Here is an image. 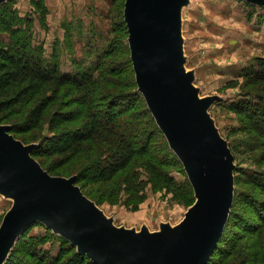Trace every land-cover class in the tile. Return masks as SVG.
<instances>
[{"label":"rangeland","instance_id":"rangeland-1","mask_svg":"<svg viewBox=\"0 0 264 264\" xmlns=\"http://www.w3.org/2000/svg\"><path fill=\"white\" fill-rule=\"evenodd\" d=\"M8 1L0 0V6ZM126 2L45 0L48 9L45 22L31 0H15L13 8L22 18L33 21L28 28L33 47L40 48L50 61L58 58L62 71L76 73L91 67L107 51L112 50L107 61L114 62L125 50L124 44L130 48ZM168 12L165 22L173 27L175 62L183 76V88L195 100L205 103L202 116L227 143L233 156L234 199L224 229L225 239L221 243L224 252L216 255L212 264H264L260 262L264 255H254L256 251L264 253V248H256V237L250 235L262 220L261 213H264V138L253 134L247 118L234 110V104L240 101L264 98L262 88L247 86L243 78L244 73H264V0H175ZM1 36L8 38L4 33ZM118 63L123 73L117 78L127 83L130 78L131 84L133 75L128 70L127 58L123 56ZM234 83L237 86L231 87ZM73 90L70 88L67 93ZM128 92L112 101L108 107L107 103L103 105L99 114L102 118L121 115L138 107L133 119L138 124L136 128L151 129L143 112L144 106L135 99L137 90L131 88ZM73 98L72 95L65 97L62 94L58 108L72 103ZM72 108L80 107L75 105ZM0 124L7 126L10 134L26 146L36 148L45 145V139L40 143L31 141L38 135L35 132L22 134L19 116ZM82 126L83 121L69 124L64 129L74 131ZM25 140H30V143L27 144ZM153 140V144L158 141L155 137ZM32 157L50 176L74 179L82 193L116 229L139 237L168 235L183 227L198 202L196 193L193 195L186 184L189 176L184 166V171L180 167L174 168L172 175L175 184L170 188L157 191L147 185L142 192L128 194L121 183L94 184L98 174L92 167H82L86 160H74L60 167L63 157ZM256 178L263 181L256 182ZM13 207L14 198L0 192V230ZM34 224L38 225L29 233L35 237L34 244L31 247L20 244L12 264L19 261L21 264H34L38 261L33 257L58 256L64 249L63 241L59 238L62 235L42 222ZM14 247L7 254L5 262ZM68 253L64 256H70Z\"/></svg>","mask_w":264,"mask_h":264},{"label":"water","instance_id":"water-1","mask_svg":"<svg viewBox=\"0 0 264 264\" xmlns=\"http://www.w3.org/2000/svg\"><path fill=\"white\" fill-rule=\"evenodd\" d=\"M175 0H127L125 17L139 90L180 157L198 202L186 224L148 238L116 229L74 179L50 176L26 146L0 124V192L14 198L0 230V264L30 225L42 222L96 264H208L234 199L233 156L204 119L205 103L182 85L165 22Z\"/></svg>","mask_w":264,"mask_h":264},{"label":"trees","instance_id":"trees-1","mask_svg":"<svg viewBox=\"0 0 264 264\" xmlns=\"http://www.w3.org/2000/svg\"><path fill=\"white\" fill-rule=\"evenodd\" d=\"M14 2L15 0H10L0 6V122L10 121L13 116H19L22 134L35 132L38 135L31 139L32 142L40 143L44 139L46 141L45 145L34 148L32 156L48 159L55 156L63 157L60 167H65L74 160H86L82 167H92L97 171V182L94 183L96 185L121 183L128 194L142 192L147 185H151L157 191L166 190L174 185L175 179L172 175L174 168L180 167L184 171V164L171 147L165 132L139 91L128 45L124 44L125 50L114 62L107 61L112 51L110 50L98 57L91 67L84 68V71L66 73L61 70L58 58L50 61L44 57L40 48L33 47L28 29L33 25V21L22 18L13 8ZM31 3L45 22L48 13L45 0H31ZM3 33L7 34L8 38L1 36ZM123 56L127 58L130 67L128 70L132 71L131 84L130 78L128 83L122 78H117L123 73L118 63ZM113 65L116 66L112 68ZM243 78L247 86L260 87L264 90V73H244ZM236 86L234 83L231 87ZM70 88L74 90L67 93ZM131 88L137 90L135 99L144 106L143 112L151 124V129L136 128L138 124L133 119L138 107L134 111L129 109L121 115L102 118L99 114L103 105L107 103L108 107L118 97L128 94ZM62 94L75 98L72 103L62 104L63 107L58 108ZM75 105L80 108H72ZM234 106L236 112L247 118L253 134L264 138V98L240 101ZM61 109L67 112H62ZM82 121L84 126L80 129L74 131L64 129L69 124ZM141 132L145 135L143 136ZM154 137L158 140L155 144ZM25 142L29 144L30 140ZM142 171H145V175ZM255 181L263 180L256 178ZM186 182L195 195L189 178ZM260 216L262 220L250 234L256 237V248H264V213ZM36 225L38 224L28 226L21 233L5 264H12L16 257L15 251L19 249L20 244H25L22 247L26 245L31 247L34 244L35 237L29 233ZM59 238L64 246L60 254L48 257L35 256L33 258L38 262L34 264H45V261H48L47 264H96L86 253L80 252L71 241L61 236ZM224 239L225 232L208 264H212L216 255L223 254L221 243ZM67 252L70 254L68 257L64 256ZM240 255H243V252H240ZM254 255L260 257L264 253L256 251ZM263 257L260 262H264Z\"/></svg>","mask_w":264,"mask_h":264},{"label":"bare ground","instance_id":"bare-ground-1","mask_svg":"<svg viewBox=\"0 0 264 264\" xmlns=\"http://www.w3.org/2000/svg\"><path fill=\"white\" fill-rule=\"evenodd\" d=\"M17 242V241H16ZM16 242H15V244H16Z\"/></svg>","mask_w":264,"mask_h":264}]
</instances>
